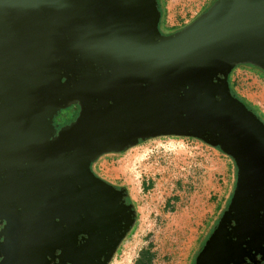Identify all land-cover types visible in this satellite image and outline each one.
<instances>
[{"label": "water", "instance_id": "water-1", "mask_svg": "<svg viewBox=\"0 0 264 264\" xmlns=\"http://www.w3.org/2000/svg\"><path fill=\"white\" fill-rule=\"evenodd\" d=\"M161 16L158 0H0V197L51 204L59 218L51 251L69 252L72 264L82 225L92 248L110 243L107 261L134 222L118 232L130 206L92 163L159 136L199 138L237 166L231 200L196 264L227 255L233 219L236 237L238 228L242 237L264 234V122L228 81L237 65L264 69V0H214L169 33ZM71 105L76 118L57 128ZM67 231L70 248L60 243ZM10 260L19 264L12 252L0 264Z\"/></svg>", "mask_w": 264, "mask_h": 264}, {"label": "rangeland", "instance_id": "rangeland-1", "mask_svg": "<svg viewBox=\"0 0 264 264\" xmlns=\"http://www.w3.org/2000/svg\"><path fill=\"white\" fill-rule=\"evenodd\" d=\"M164 2L162 27L169 31L191 22L212 0ZM230 83L264 117V69L236 66ZM91 169L123 186L134 206L131 230L109 264H192L235 183L232 158L189 136L141 140L125 151L102 155Z\"/></svg>", "mask_w": 264, "mask_h": 264}, {"label": "flooded vegetation", "instance_id": "flooded-vegetation-1", "mask_svg": "<svg viewBox=\"0 0 264 264\" xmlns=\"http://www.w3.org/2000/svg\"><path fill=\"white\" fill-rule=\"evenodd\" d=\"M67 119L68 117L66 118L62 116L61 118L57 119L56 122H54L55 126L57 128L62 126L67 121ZM232 160L235 164V183H234V188H235L236 179H237V166L233 158ZM101 179L104 180L103 178ZM104 181L112 188V191L114 193L116 194L118 193L120 195V202L122 203V205L130 206L128 207V209H126L127 212L126 213L127 215H125L126 221L125 219H123L118 223V226L120 227L118 232H122L125 229V224H128L129 218L133 217L135 220V215L133 216V214L129 212V210H134L133 202L123 186L114 182H109L106 180ZM234 188L230 194L225 209L222 210L218 219L215 220L214 224L211 226L210 230H208L207 234L202 239V242L199 244V247L193 258L192 264H196V258L198 254L200 253L207 239L216 229L222 213L228 207V204L233 195ZM39 196L46 200L51 199L47 196H44L43 193H41ZM33 200H34L33 198H27L24 199V201L22 202L23 206H19V205L14 206L12 204L9 205L6 204L7 202L10 203L7 196L4 198L0 197V201H2L0 203V263L10 254V252H12V257L17 259L16 262H18L19 264H36L37 261L40 260L41 256H43V262H42L43 264H61V263L72 264L73 257L69 255V252L65 253V256L63 257L62 254H64V252L62 249L57 248L51 251V245L53 246L56 243V239H55L56 236L54 235H52V241H51V224H56L59 220V218L54 216L53 210L51 211V204L46 205L45 203H40L39 205L37 204L35 205L36 199L34 201ZM98 222L102 228H107L106 220L100 218ZM63 226L65 227V223H63ZM89 226L90 225L81 226V231H83V233L77 235L76 241L73 245L74 248H77L78 252L74 250L72 252L76 253V257L80 259V261H77L76 264H109L112 261L113 257L115 256L120 243L125 238V236L130 232L131 225H129V229L126 231L124 237L121 239L115 251L112 252L111 256L107 261L105 260L110 252V243H102L100 240L98 242L101 243V247L97 246V248H92L90 245H88L87 243L88 233H91L88 228ZM234 226H236V221L233 219L231 220L230 224L227 226L231 234L230 236H228L230 240V246L227 247L228 253L227 255H225V257L224 256L219 257L217 256V254H215L213 256L215 263L216 264H264V234L262 233V231L258 229L250 230L249 233H247V235L242 237L245 233V229L238 228L237 237H236L233 235ZM41 227L43 228V231L41 230V232H39L38 229ZM109 229H111L110 226ZM220 232H222V226L220 227ZM71 237L72 235L70 231H67L62 236V240L60 241V243H63L67 248H70L69 243L70 240H72ZM26 242H27V247H23ZM222 242L223 243L220 246V248L226 247V241L223 239ZM40 243L43 245V250L40 249L41 248ZM32 245L36 246V248H34L36 251L32 250L31 248ZM87 248H89V250ZM218 249L219 247L215 249V251H217ZM15 250L17 251L21 250V251L20 253H17L15 252ZM200 262L201 264H204L205 263L204 258L201 257ZM11 263L12 261L10 260L9 264ZM215 263L212 262L211 264H215Z\"/></svg>", "mask_w": 264, "mask_h": 264}, {"label": "trees", "instance_id": "trees-1", "mask_svg": "<svg viewBox=\"0 0 264 264\" xmlns=\"http://www.w3.org/2000/svg\"><path fill=\"white\" fill-rule=\"evenodd\" d=\"M159 1V3H160V9H161V11H162V16H161V21H160V29L163 31V32H166V33H169V32H173V31H176V30H178V29H180L181 27H183V26H181V27H178V28H172V29H170L169 31H165L164 29H163V27H162V23H163V17H164V14H165V10H164V5H165V2H164V0H158ZM213 1L214 0H212V2L209 4V6L213 3ZM208 6V7H209ZM208 7H206L204 10H206ZM203 10V11H204ZM240 65H242V64H240ZM245 65H249V66H254V65H252V64H245ZM237 66H239V65H237ZM254 67H257V66H254ZM235 68V67H234ZM233 68V69H234ZM257 68H259V67H257ZM63 80H65L64 78H63ZM228 81H229V85H230V90H231V92H232V94L234 95V96H236V97H238V98H240L239 96H237V94L235 93V91L233 90V87L231 86V83H230V73H229V78H228ZM241 100H243L242 98H240ZM244 101V100H243ZM245 102V101H244ZM245 104L247 105V106H249V108H251L258 116H259V118L264 122V117L262 116V114H260L258 111H257V109L254 107V106H252V105H250L249 103H247V102H245ZM78 110H79V107H78V105H71L70 107H67V108H64V109H62V110H60V112H59V114L55 117V119H54V122H56V120L58 119V117H62V116H64V117H68V119H67V121L64 123V124H66V123H68V122H70V121H72V120H74L75 118H76V116H77V114H78ZM69 115V116H68ZM63 124V125H64ZM141 142V140L139 141V143ZM105 155V154H104ZM101 157V156H100ZM99 157V158H100ZM98 158V159H99ZM98 159H96L92 164H94ZM234 168H235V164H234Z\"/></svg>", "mask_w": 264, "mask_h": 264}]
</instances>
